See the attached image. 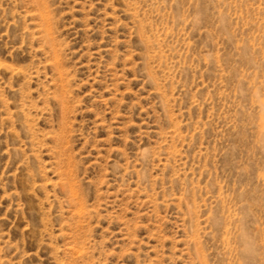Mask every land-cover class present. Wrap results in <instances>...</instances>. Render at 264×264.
Masks as SVG:
<instances>
[{"label":"rangeland","instance_id":"374dc122","mask_svg":"<svg viewBox=\"0 0 264 264\" xmlns=\"http://www.w3.org/2000/svg\"><path fill=\"white\" fill-rule=\"evenodd\" d=\"M0 264H264V0H0Z\"/></svg>","mask_w":264,"mask_h":264}]
</instances>
